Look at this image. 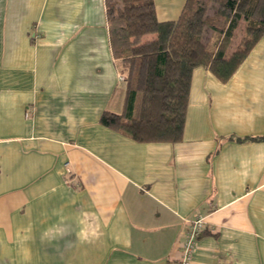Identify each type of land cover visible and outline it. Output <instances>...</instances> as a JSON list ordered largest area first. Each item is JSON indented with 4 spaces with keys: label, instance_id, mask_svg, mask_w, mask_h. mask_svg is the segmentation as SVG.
<instances>
[{
    "label": "crops",
    "instance_id": "0c3cea01",
    "mask_svg": "<svg viewBox=\"0 0 264 264\" xmlns=\"http://www.w3.org/2000/svg\"><path fill=\"white\" fill-rule=\"evenodd\" d=\"M186 0H153L159 22ZM144 39V38H143ZM104 0H0V264H264V34L225 83L191 74L181 142L124 110Z\"/></svg>",
    "mask_w": 264,
    "mask_h": 264
},
{
    "label": "trees",
    "instance_id": "16d2710c",
    "mask_svg": "<svg viewBox=\"0 0 264 264\" xmlns=\"http://www.w3.org/2000/svg\"><path fill=\"white\" fill-rule=\"evenodd\" d=\"M208 1L218 4L211 17ZM104 2L109 44L126 89L123 113L105 112L100 123L137 143L181 142L193 70L203 67L227 82L264 34V0H186L178 19L166 22L157 20L153 0ZM240 22L243 33L228 53Z\"/></svg>",
    "mask_w": 264,
    "mask_h": 264
},
{
    "label": "built area",
    "instance_id": "2783aa9c",
    "mask_svg": "<svg viewBox=\"0 0 264 264\" xmlns=\"http://www.w3.org/2000/svg\"><path fill=\"white\" fill-rule=\"evenodd\" d=\"M120 81H125L124 77H120ZM205 230V218L197 215L188 224L184 230L181 239V257L182 264H188L194 254L197 241Z\"/></svg>",
    "mask_w": 264,
    "mask_h": 264
},
{
    "label": "rangeland",
    "instance_id": "374dc122",
    "mask_svg": "<svg viewBox=\"0 0 264 264\" xmlns=\"http://www.w3.org/2000/svg\"><path fill=\"white\" fill-rule=\"evenodd\" d=\"M205 7H206V16L207 17L213 16V14L218 10V4H216L213 1L206 2ZM243 30H244V25L242 22H240L238 27H237V30L235 32L234 39L232 41L231 48L228 51V53H230L231 51H233L236 48V46L240 40V37L243 33ZM208 35H209V32L207 31L206 37H208ZM149 39H150V36H147L146 40H149ZM137 114H138V108L135 109V115H137Z\"/></svg>",
    "mask_w": 264,
    "mask_h": 264
}]
</instances>
